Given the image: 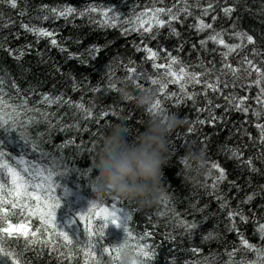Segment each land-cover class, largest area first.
Here are the masks:
<instances>
[{
	"label": "trees",
	"instance_id": "1",
	"mask_svg": "<svg viewBox=\"0 0 264 264\" xmlns=\"http://www.w3.org/2000/svg\"><path fill=\"white\" fill-rule=\"evenodd\" d=\"M173 2L174 0H165L163 4L156 6L167 7ZM232 2L233 0H227L228 4ZM153 3L154 0H18L17 8L13 9L9 4L0 0V24L7 25L0 27V45H3V48H0V79L4 81L3 89L7 93L6 99L12 104H19L20 97H24L28 99L29 106L55 113V116L49 117L55 127L50 129L41 120L40 123L31 124L17 132L6 133L0 129V141H3L5 149L12 156L18 157L21 153H27L26 160L39 161L45 166L54 163L58 172H64L65 168L68 169L64 176L54 177V181L61 184V188L57 189L61 207L56 212V224L73 240L86 239L77 215L86 212L93 199L90 186L92 174L88 170L91 169V159L99 137L112 124L124 123L132 134L127 137V141L131 143L133 136L144 130L149 117L148 113L137 108L134 103L122 101L119 94L108 87L110 80L128 75L125 66H134L138 69L143 67L144 71L154 76L157 75L156 70L151 68L152 62L145 59L146 53L137 52L133 45L143 46L141 44L143 39L148 47L160 51L162 57L166 51H171L174 56H179L189 65L203 61L209 68L213 66V63L217 68L220 66V52L224 49L211 42L208 43L207 50L200 48L199 41L204 39L209 32L197 33L194 28L190 27L196 22L194 17L199 15L198 8H192L193 16L187 18L181 16L183 23L174 22V26L181 33L179 38L171 36L167 27L159 29L158 35L154 28L152 33L144 34L143 38L135 31L125 34V29L135 26L134 11L138 13L145 6L151 7ZM189 3H194V0H189ZM201 3H204V0H201ZM224 4L225 0H219L216 5V12L213 14L218 15V19L214 28L224 29L228 33L223 37L225 41L236 43L237 41L230 35L233 21L224 17L220 11ZM44 5L49 8L71 5L78 10H84L89 5L105 9L111 7L121 14L122 19L117 22L116 27L102 26L100 21L104 17L99 13L91 14L93 19L89 16L69 17L67 20L52 19L50 12L42 10ZM236 7L237 12L233 16L239 18L235 21L237 29L248 31L256 38L257 43L249 45L238 55L234 53L229 59L235 66L241 57L248 54L249 58L260 63L264 60V0H239ZM21 12L24 14L21 15ZM45 15H48L49 19H43ZM205 19L210 21L211 17ZM127 20H133V23H125ZM22 23L53 31L58 44L68 51L61 52L59 47H53L50 44V38L38 39L32 33L26 32L21 27ZM153 35H156V39L151 38ZM181 44H183V51L178 52L177 48ZM193 44L197 45L195 50L192 48ZM97 47L100 48L98 53L92 51ZM253 47L259 49L262 55L252 56ZM6 49H20L25 52V55L17 60L15 55L18 53L10 55ZM69 53L78 59L69 58ZM130 59L134 62L133 64H129ZM158 62H163V60ZM109 65L115 73L111 79L105 76ZM261 66L264 67V64ZM189 70L203 71L199 67ZM74 79L77 84L76 90H74ZM222 79L231 81V76L222 77ZM13 83L19 87V94L12 87ZM96 86H99L101 91L93 92L92 88ZM145 88L155 91L156 99L163 102L166 111L161 114H176L184 121L183 125L169 138L171 159L163 169V193L160 203L143 209L129 202L120 201L121 203L118 204V207L132 212L129 228L136 237L145 232L151 233L145 242L153 245L158 255L157 259L150 264H171L173 257H175L176 264H196L197 261L205 260H208L210 264H227L229 259L227 252L239 246L237 234L228 230V209L220 207V202L216 200L215 195L210 194L211 189L207 187L211 185L212 178L217 175L215 170H211V176L201 178L199 186L195 188L182 180L186 168L180 162V158L184 156L189 146L200 149L202 141L206 145L205 158L209 168L210 163L215 161L226 170L227 179L220 184L216 195H223L229 203V208L235 209L238 206L242 208L248 217V222L241 223L237 219L239 231L243 232L250 242L257 245L264 243L255 231L259 223L264 222V190H262L264 188V159L257 158L264 153V145L258 143L254 145L253 141L238 130L243 127L253 137L258 136L256 129L252 126L254 117L251 112L245 117L242 113L225 112L224 107L215 108V114L224 116L225 120L217 122L214 126L207 123L200 125L196 121L207 119L210 115L208 111H200L201 108L206 107L202 95L196 98L195 104L192 101H184L177 106L175 99L165 100V97L157 92L156 86L145 84ZM129 90L133 95L139 94V91L133 90L131 81ZM194 90L201 92L202 85H196ZM167 91H176L179 95L176 85L170 84ZM188 91H193V88L189 87ZM232 91L238 92L241 96L246 94L239 88H228L224 90V93L227 95ZM256 92L257 89L253 87L247 94L254 96ZM45 94L50 97L63 96L65 100L70 99L73 103L82 98L84 105L92 110L93 118L83 119V112L70 108L67 104L49 106L40 103ZM208 96L214 104L225 105L226 103L223 98H218V95L211 91L208 92ZM248 103L257 107L252 99ZM102 110L108 111L109 115L99 119ZM27 115L40 119L38 113ZM61 117L63 124L71 125L78 122L82 129L86 127L89 131L77 132L73 129L62 132L59 130L61 122H58V118ZM26 119V116H21V120ZM98 119L99 122H97ZM245 120L248 123H245ZM261 122H264V117L261 118ZM193 126L195 131L190 133L188 129ZM19 131H26L28 137L37 141L46 155L41 157L39 152L33 153L30 146H25L24 142L19 139ZM67 140H75L76 144L61 149L59 146ZM77 144L80 145L79 148ZM237 146L243 151L244 159L253 158V163L260 170L259 172H251L246 165L231 158L229 149ZM3 178L0 177V179ZM252 193L256 194L254 200L250 204H241V201ZM165 197L169 198L167 204ZM105 202L110 204L113 200L107 198ZM173 210L180 213L181 218L199 224L194 235L189 237L183 228L175 227ZM161 212L165 215H159ZM11 219L13 223L17 222L16 217ZM38 224V220L34 218L31 220L33 230ZM105 232V238L102 241L105 245H119L123 242L125 233L122 228L110 225ZM208 232H213L217 238L202 241V236ZM169 233L175 237L174 241L169 237ZM3 246L6 250L15 253L21 264H83L81 253H76L70 261L66 256H60L58 251H51L42 245L26 246L23 238H9ZM194 246L200 247L201 253L196 254L189 250ZM60 251L64 249L60 248ZM253 258L254 254L246 250L236 251L234 257L236 261ZM104 260L106 264H111L107 256ZM0 264H11V261L6 257L0 258Z\"/></svg>",
	"mask_w": 264,
	"mask_h": 264
},
{
	"label": "snow or ice",
	"instance_id": "2",
	"mask_svg": "<svg viewBox=\"0 0 264 264\" xmlns=\"http://www.w3.org/2000/svg\"><path fill=\"white\" fill-rule=\"evenodd\" d=\"M4 3L9 4L13 9L17 8L18 0H3ZM165 0H154L151 7L145 6L143 10L138 13L134 11V27L131 29H125V34L131 31H135L140 34L143 38L144 34L152 33L153 29L157 30L156 35L159 34V29L167 27L169 34L177 38L180 37L181 33L174 26L175 23H183L181 16H193L192 8L199 9V15L195 16V23L190 25L194 28L197 33H203L208 31L209 34L202 40L199 41L200 48L207 50L209 42L224 49L220 52L221 61L219 68L216 67L215 63L211 68L206 67L203 61H199L195 65H189L182 61L179 56H174L171 51H166L162 57L160 51L154 50L148 47L141 40V45L134 44L137 52L146 53L145 59L151 61V68L155 69L157 75H152L147 71H144L143 67L137 68L134 66H125L128 75L124 77L126 80L131 81L132 88L134 91H144L145 84L156 86V90L160 95L165 97V100L175 99L176 105L179 106L181 102L192 101L196 103L198 96H203L206 102V107L201 108L200 111H208L210 113L207 119H198L196 123L200 125L211 124L215 125L217 122L225 120L224 116H217L215 114V108H225V112L234 111L242 113L245 117L251 112L254 117L253 127L256 129L258 136L253 137L246 128L241 127L238 129L243 135L247 136L249 140L260 145H264V122H261V118L264 117V60L257 63L254 59L249 58L248 54L241 57L237 64L234 66L229 57L234 53L239 54L249 45H256V38L251 35L248 31L237 29L235 21L239 18L233 16L237 12L236 5L239 0H233L231 4L225 0L224 6L220 8L224 17L228 20L233 21L231 25L232 31L231 37L234 38L236 43H228L223 38L224 35L228 34L224 29L217 30L214 28V24L218 19V15L213 14L216 12V5L219 0H194V3L190 4L189 0H174L171 6L158 7L157 4H163ZM42 10L50 12L52 19L64 18L67 20L69 17H84L89 16L93 19L91 14L99 13L104 17L100 21L104 27H116L117 22L122 19L121 14L111 7L98 8L93 5H89L84 10H78L76 7L71 5H65L62 7H50L44 5ZM21 15L24 13L21 12ZM167 17V19H164ZM206 17H211L210 21H206ZM43 19H49L48 15H45ZM125 23H133V20H127ZM147 25V26H145ZM7 25L0 24V27ZM21 27L26 31L35 35L38 39L50 38V44L53 47H59L61 52H67L68 50L58 44L55 38V33L42 27H36L34 25L21 24ZM156 35L151 38L156 39ZM30 47V46H29ZM3 48V45H0ZM195 50L196 44L192 45ZM10 55H15V59L19 60L25 55L23 50L17 49H6ZM92 51L99 52L100 48H94ZM177 51H183V44H181ZM215 51V49H213ZM252 56L262 55L261 51L255 47L251 49ZM69 58L74 57L73 54L69 53ZM163 60V62H158ZM134 62L129 60V64ZM199 67L203 71L196 72L190 71V68ZM59 70V69H57ZM163 70V71H160ZM114 71L111 65L108 66V70L105 76L111 79L114 76ZM231 76V81L228 79H222V77ZM208 77V79H204ZM254 77V79H253ZM86 79V78H85ZM144 81V83H141ZM4 81L0 79V129H3L6 133L17 132L21 128H27L29 125L34 123H40L41 120L48 125L51 129L55 127L52 121L49 119L50 116H55V113H49L42 111L39 108L29 106L28 99L20 97L19 104H12L6 99L7 93L3 89ZM176 85L178 87L179 95L176 91L168 92L169 85ZM202 85V91L196 92L195 86ZM13 88L16 89L19 94V87L13 83ZM111 91H116L115 85H108ZM189 87L193 88V91L189 92ZM255 87L257 92L254 96H250L247 93L251 92V89ZM77 84L74 79V90H76ZM232 88L244 91L246 94L241 96L238 92L232 91L225 95L224 90ZM93 92L101 91L99 86L92 88ZM211 91L218 95V98H223L226 102L225 105L214 104V101L208 96V92ZM252 99L257 107H253L248 101ZM40 103L45 105L57 104L63 106L67 104L70 108H75L79 112H83L82 117L85 120L93 118V112L88 109L80 101L73 103L70 99L65 100L63 96L50 97L45 94L42 96ZM153 115L164 113L166 110L163 107V102L157 99L155 104L149 110ZM28 113H38L40 119L35 116H28ZM27 117L26 120H21V116ZM109 112L102 110L99 119L106 118ZM62 117L58 118V122L62 121ZM99 119L97 122H99ZM245 123H248L245 120ZM76 130L88 132V128H81L79 123H73L71 125L60 123L59 130L62 132L69 130ZM188 131L194 132L195 128L190 127ZM95 133H93L94 135ZM43 135V134H41ZM19 139L24 142L25 146H30L33 153L39 152L40 156L43 157L46 153L40 148L37 141L30 139L26 131H19ZM202 143V147L199 149L202 153L206 152V145ZM71 144H76L75 140H67L64 144L59 147L65 148ZM78 148L80 145H76ZM247 147V145H244ZM91 151V149H89ZM231 158L239 161L241 164L246 165L251 172H259L260 170L255 167L253 158L249 157L244 159V153L239 146L229 149ZM27 153H21L18 157L12 156L4 146L3 141H0V258H9L11 264H21L20 260L16 257V254L8 251L4 248V243L9 238L20 239L28 245H42L49 248L51 251H58L60 256H66L70 261L75 257L76 253H81L83 256V264H106L104 257L107 256L111 264H115L119 257V253L123 249L130 250L135 259L133 264H150L157 259V252L153 245L145 242L151 233L145 232L139 237H136L132 230L129 228V222L132 220V212L125 210L122 207H118L121 203L118 200H113L112 203L108 204L105 201L96 202L91 201L90 207L84 213L77 215V220L83 226V231L86 239L83 241L73 240L69 235L59 229L56 224V212L61 207V201L57 196V189L61 188V184H57L54 181L55 176H64L68 169L65 168L64 172L56 171L55 164H48L45 166L39 161L32 162L26 160L25 156ZM258 159H264V153H262ZM11 161V163H10ZM180 162L185 166L183 157L180 158ZM211 170H215L217 175L212 178L211 185H207L211 189V195H215L217 201L220 202V207L228 209V230L235 232L239 240V246L227 252L229 257L227 264H264V243L257 245L250 242L243 232L239 231L237 225V219L241 223H247L248 217L245 215L244 210L239 206L235 209L229 208V203L223 195H216L219 191V186L227 179L225 168L215 161L210 163V175ZM91 172V169L88 170ZM264 190V188H262ZM255 193L248 195L241 204H250L254 198ZM168 197H165V203L168 202ZM195 206V205H193ZM159 215L163 216L165 213L161 212ZM172 215L175 219V227L183 228L185 233L191 237L195 234L199 228V224L195 221H188L181 218L180 213L173 210ZM12 217L17 218V222L13 223ZM36 219L39 221L38 226L33 230L31 227V220ZM115 226L116 228H122L125 233L123 242L119 245L107 246L102 241L105 238V230L109 226ZM255 231L259 234V238L264 242V222L259 223ZM169 237L174 241L175 237ZM217 235L213 232H208L202 236V241L206 242L209 240L216 239ZM135 241V243H133ZM63 248L64 251H60ZM192 253L199 254L202 249L200 247H191L189 249ZM246 250L254 254L253 259H241L236 261L234 259L236 251ZM171 264H176L175 257L172 258ZM196 264H210L208 260L203 262L197 261Z\"/></svg>",
	"mask_w": 264,
	"mask_h": 264
},
{
	"label": "clouds",
	"instance_id": "3",
	"mask_svg": "<svg viewBox=\"0 0 264 264\" xmlns=\"http://www.w3.org/2000/svg\"><path fill=\"white\" fill-rule=\"evenodd\" d=\"M115 85L120 99L134 103L149 114L144 130L132 135L124 123H114L99 137L91 159L90 186L92 201L102 202L107 198L129 202L143 209L160 203L163 193V169L171 159L169 138L183 125L176 114L153 115L149 110L156 102V93L147 89L133 95L130 81L124 77L110 80ZM186 172L184 183L197 187L201 178L210 175L205 154L189 146L183 156ZM134 254L123 249L115 264H133Z\"/></svg>",
	"mask_w": 264,
	"mask_h": 264
}]
</instances>
